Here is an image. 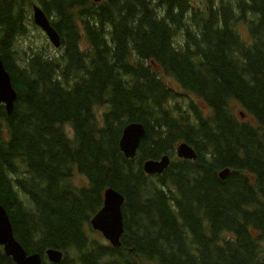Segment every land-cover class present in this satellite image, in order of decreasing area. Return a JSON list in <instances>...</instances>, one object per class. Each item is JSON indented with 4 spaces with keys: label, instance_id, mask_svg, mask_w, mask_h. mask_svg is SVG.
<instances>
[{
    "label": "trees",
    "instance_id": "trees-1",
    "mask_svg": "<svg viewBox=\"0 0 264 264\" xmlns=\"http://www.w3.org/2000/svg\"><path fill=\"white\" fill-rule=\"evenodd\" d=\"M33 5L57 55L18 48ZM0 58L17 92L10 115L0 106V204L28 254L264 264V0H0ZM131 122L145 135L126 159ZM181 142L195 160L177 159ZM163 155L169 166L146 175L143 162ZM107 188L124 198L118 248L88 233ZM0 264H14L1 246Z\"/></svg>",
    "mask_w": 264,
    "mask_h": 264
},
{
    "label": "water",
    "instance_id": "water-1",
    "mask_svg": "<svg viewBox=\"0 0 264 264\" xmlns=\"http://www.w3.org/2000/svg\"><path fill=\"white\" fill-rule=\"evenodd\" d=\"M93 3H100L102 0H91ZM32 22L47 37L54 48L61 46L58 33L54 30L46 14L40 6H32ZM17 99V92L14 89L11 78L0 58V106H3L7 115H10L14 102ZM241 118L243 114L240 112ZM145 135V129L140 123H128L124 126L118 141V147L125 158H134L139 144ZM176 157L183 160H195L196 154L192 147L184 142L175 147ZM170 158L167 155L159 159H148L142 164L143 172L146 175H161L169 166ZM229 170L224 169L218 173L221 180H225ZM124 202L123 196L112 188H107L103 193V205L92 217L89 225L93 231L101 234L111 247H120V237L123 233V221L121 206ZM0 246L6 256L10 257L14 264H41V257L37 253L28 254L14 238L12 225L5 208L0 204ZM47 261L51 264H58L62 260V251L49 248L45 252Z\"/></svg>",
    "mask_w": 264,
    "mask_h": 264
},
{
    "label": "rangeland",
    "instance_id": "rangeland-1",
    "mask_svg": "<svg viewBox=\"0 0 264 264\" xmlns=\"http://www.w3.org/2000/svg\"><path fill=\"white\" fill-rule=\"evenodd\" d=\"M34 27H32L29 31V33L27 34V39L25 40H20V43L18 44V48L19 49H23V50H27L29 46L32 47V49L34 50H40L41 48H45V50L50 53L51 55H57L58 54V50L61 49V46L59 48H54L53 45H51V43L48 41L47 37L44 35V33L33 24ZM81 50L85 51L89 48V44L88 42L82 38L79 44ZM165 81L168 84L174 83L173 80L171 78H166ZM175 89L180 93L183 94V90L179 88L175 85ZM189 95V94H188ZM182 97H180V100H184L187 101V97H185L184 95H180ZM190 97H193L192 95ZM205 113H207V110H205ZM67 129V134L69 136H72L71 134V130H69V128L65 127V132ZM85 181V178L81 175L75 174L74 178H73V184L76 186H80L83 185ZM93 231V230H92ZM89 235L94 238V239H100L98 236V233L95 232V234L88 232ZM103 242H106L104 239L102 240Z\"/></svg>",
    "mask_w": 264,
    "mask_h": 264
},
{
    "label": "bare ground",
    "instance_id": "bare-ground-1",
    "mask_svg": "<svg viewBox=\"0 0 264 264\" xmlns=\"http://www.w3.org/2000/svg\"><path fill=\"white\" fill-rule=\"evenodd\" d=\"M126 159H133V158H126Z\"/></svg>",
    "mask_w": 264,
    "mask_h": 264
}]
</instances>
